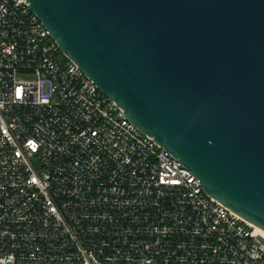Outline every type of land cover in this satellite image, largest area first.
Here are the masks:
<instances>
[{"label": "built area", "instance_id": "built-area-1", "mask_svg": "<svg viewBox=\"0 0 264 264\" xmlns=\"http://www.w3.org/2000/svg\"><path fill=\"white\" fill-rule=\"evenodd\" d=\"M0 264H264V237L134 126L26 0H0Z\"/></svg>", "mask_w": 264, "mask_h": 264}, {"label": "water", "instance_id": "water-1", "mask_svg": "<svg viewBox=\"0 0 264 264\" xmlns=\"http://www.w3.org/2000/svg\"><path fill=\"white\" fill-rule=\"evenodd\" d=\"M205 194L264 231V0H26Z\"/></svg>", "mask_w": 264, "mask_h": 264}, {"label": "bare ground", "instance_id": "bare-ground-1", "mask_svg": "<svg viewBox=\"0 0 264 264\" xmlns=\"http://www.w3.org/2000/svg\"><path fill=\"white\" fill-rule=\"evenodd\" d=\"M257 231H258L259 234H261L264 237V231L262 229H258L257 228Z\"/></svg>", "mask_w": 264, "mask_h": 264}, {"label": "rangeland", "instance_id": "rangeland-1", "mask_svg": "<svg viewBox=\"0 0 264 264\" xmlns=\"http://www.w3.org/2000/svg\"><path fill=\"white\" fill-rule=\"evenodd\" d=\"M26 79H30V78H26Z\"/></svg>", "mask_w": 264, "mask_h": 264}]
</instances>
